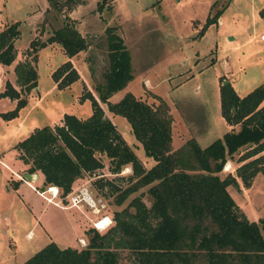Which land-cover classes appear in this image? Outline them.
<instances>
[{
	"label": "rangeland",
	"instance_id": "1",
	"mask_svg": "<svg viewBox=\"0 0 264 264\" xmlns=\"http://www.w3.org/2000/svg\"><path fill=\"white\" fill-rule=\"evenodd\" d=\"M216 11V21L198 34L206 16ZM66 18L86 42L73 57L83 76L78 82L57 88L50 73L66 56L59 43L47 44L37 50L38 91L25 94L27 103L15 116L3 118L0 114V160L7 164H0V264H19L51 240L60 247H82L87 243V227L104 230L95 227L93 221L102 216L111 220V213L122 208L132 212L129 200L134 195H139L146 205L150 203L146 185L131 192L122 203H114L116 190L112 191L105 180L111 179L122 188L128 184L124 176L131 170L125 166L117 175L109 172V159L99 153L96 156L102 166L83 172L72 187L73 192L85 187L94 204L80 201L79 207L69 206L68 193L66 199L54 198L64 206L60 207L35 191L44 185L39 172L29 180L34 188L16 175H22L27 165L10 145L14 137L26 135L35 126L50 124L53 119L61 123V117L57 119L59 111L80 118L90 113L89 100L80 99V94L87 88L97 96L94 85L104 81L108 64L106 26H114L122 38L131 64V78L112 92L108 101H117L125 92L147 102L162 100L172 117V148L190 137L205 146L229 128L220 113V81L228 80L240 96L264 82V0H73L70 8L61 10L49 6L46 0H0V29L17 21V51L24 49L33 37L44 39ZM100 104L143 167H149L153 159L145 155L126 118L112 114L104 103ZM13 106L11 99L0 96V112ZM20 119L28 129L18 128ZM238 155L235 152L226 160L220 176L234 173ZM6 177H11L12 182ZM236 179L237 185L227 186L236 204L248 219L263 217L264 171L257 172L249 186ZM104 222L108 219L104 218ZM117 253L120 262L130 263L127 249L118 248Z\"/></svg>",
	"mask_w": 264,
	"mask_h": 264
},
{
	"label": "trees",
	"instance_id": "2",
	"mask_svg": "<svg viewBox=\"0 0 264 264\" xmlns=\"http://www.w3.org/2000/svg\"><path fill=\"white\" fill-rule=\"evenodd\" d=\"M46 1L56 10L70 8L73 3ZM217 17L218 11L207 15L198 34ZM67 19L44 39L29 40L23 59L13 65L18 88L5 80L0 91V96L15 100L10 110L0 112L3 118L15 116L26 104L25 94L35 88V62L41 47L57 42L67 56L50 73L57 88L80 78L69 57L86 42ZM18 35L17 21L0 29V63L13 61ZM105 39L108 64L104 81L94 85L97 96L87 88L80 94V99L89 100L90 113L80 118L65 112L61 123L34 127L14 147L27 165L25 170L41 172L43 184L56 186L61 200L83 172L102 166L96 156L99 153L109 159V172L117 175L125 166L131 170L124 176L128 184L122 188L111 179L105 180L112 191L116 190L114 203H122L145 185L150 203L146 205L134 195L129 200L133 211H113L111 224L103 231L87 227V243L82 247H60L51 240L19 264H123L118 248L129 251V264H264V216L248 219L227 190L236 178L249 186L253 176L264 171V82L240 96L228 80L220 81V113L231 127L205 146L190 137L172 148V117L162 100L147 102L125 92L117 101H108L111 93L131 78V64L114 26L105 27ZM100 103L112 114L126 118L145 155L153 159L149 167H143ZM235 152L239 155L234 173L220 176Z\"/></svg>",
	"mask_w": 264,
	"mask_h": 264
},
{
	"label": "crops",
	"instance_id": "3",
	"mask_svg": "<svg viewBox=\"0 0 264 264\" xmlns=\"http://www.w3.org/2000/svg\"><path fill=\"white\" fill-rule=\"evenodd\" d=\"M50 45H51V43H50ZM15 47V46H14ZM44 47V46H43ZM42 48V47H41ZM62 49V48H61ZM24 49H22V50H20V51H17L16 50V48H15V57H14V59H13V61L10 63V64H2V63H0V71L1 72H3L2 74H1V72H0V91L3 89V85H4V82H2V78H4L5 80H8L11 84H13V86H15L16 88H18V86L15 84V74H14V72H13V65L15 64V62H17L18 60H21V59H23V57H24V55L22 54V51H23ZM63 51V50H62ZM20 54L22 55V58H21V56H20ZM65 54V53H64ZM65 56H66V54H65ZM73 57H74V55H72L71 57H69V59L71 60V62H72V65L76 68V70L78 71V73H79V76L80 77H82L83 76V74L81 73V71L75 66V62H74V60H73ZM65 59H67V56H66V58ZM64 59V60H65ZM63 60V61H64ZM4 80V81H5ZM37 80V79H36ZM77 80H75V81H73V82H76ZM54 82V81H53ZM78 82V81H77ZM3 83V84H2ZM71 84V83H70ZM69 84V85H70ZM37 85V84H36ZM54 85H55V82H54ZM33 90H36V92L38 91L37 90V88H36V86H35V88H33V89H31L28 93H26V96L27 95H29ZM1 97H7V96H1ZM7 98H9V97H7ZM10 99V98H9ZM12 101H13V103H15V100L14 99H11ZM26 100H27V98H26ZM26 103H27V101H26ZM26 105V104H25ZM24 105V106H25ZM22 108V107H21ZM19 111V110H18ZM63 113H65L64 111H59L58 112V115H57V119H59L60 117H62V114ZM54 121H56V120H52V122L49 124V125H52V124H54V123H56V122H54ZM228 124V123H227ZM22 126H25V128H27L28 129V127L23 123V119H20L19 120V122H18V128L20 127H22ZM35 127H38V126H35ZM228 127L230 128L231 127V125H229L228 124ZM34 128V127H33ZM32 128V129H33ZM228 128V129H229ZM227 129V130H228ZM28 134V133H27ZM26 134V135H27ZM26 135H21L19 138H17V137H14L13 139H12V141H11V143H10V145L13 147V148H15L14 147V144L17 142V141H19L20 139H22L23 137H25ZM17 138V139H16ZM2 161V160H1ZM2 162H4V161H2ZM5 163V162H4ZM228 163V162H227ZM1 164V163H0ZM1 165H3V164H1ZM5 165L7 166V164L5 163ZM4 166V165H3ZM5 166V167H6ZM23 172H25V171H23ZM27 172V171H26ZM36 172H39V171H35V172H32V173H34V174H36ZM40 174H41V172H39ZM6 179L9 181H11L12 182V179H11V177L8 179L7 177H6ZM42 179H43V177H42V174H41V181H42ZM20 180V179H19ZM29 180H31V179H29ZM22 181V180H21ZM13 184V183H12ZM14 184H15V182H14ZM28 185V184H27ZM29 186V185H28ZM250 220H253V219H250ZM9 233L8 234H10V230L8 229L7 230ZM59 246V245H58Z\"/></svg>",
	"mask_w": 264,
	"mask_h": 264
},
{
	"label": "built area",
	"instance_id": "4",
	"mask_svg": "<svg viewBox=\"0 0 264 264\" xmlns=\"http://www.w3.org/2000/svg\"><path fill=\"white\" fill-rule=\"evenodd\" d=\"M260 38H263V35L262 34H260ZM0 163L3 164V165H5V163L2 162L1 160H0ZM16 175L19 177L20 180H22L23 182H25L26 184H28L30 187L34 188V186L31 184V182L29 181V179H26L23 175H19V174H16ZM43 186H44L43 190H41V189L38 190L36 188H34V189H35V191H37V193L39 195H41L42 197H44L46 199V201H50V202H53L54 204H56V205H58L60 207H64V206L58 204V202L56 200H54L55 197H58L57 187L55 186L54 189L51 190L50 189L51 185H43ZM44 192H47L49 195L46 196L44 194ZM68 197H69V206L79 207V206L82 205V203L80 201H85L88 204H94L93 199L91 198L90 194L87 192V190H86L85 187L80 188L78 192H73V190H71L69 192V196ZM104 218L108 219V222H103L102 227H98L96 225V223L99 220H101V219H103V221H104ZM110 222H111V220H109V218L107 216H102L99 219H97L96 221H93V225L95 227H97V228L103 229L107 225H109L108 223H110ZM79 241L82 244L84 243L83 242V239H81V238H79Z\"/></svg>",
	"mask_w": 264,
	"mask_h": 264
},
{
	"label": "water",
	"instance_id": "5",
	"mask_svg": "<svg viewBox=\"0 0 264 264\" xmlns=\"http://www.w3.org/2000/svg\"><path fill=\"white\" fill-rule=\"evenodd\" d=\"M246 148V147H245ZM22 175L26 178V179H32L35 174L34 173H29V172H23ZM237 185V183H235ZM44 186H41L40 189L43 190Z\"/></svg>",
	"mask_w": 264,
	"mask_h": 264
},
{
	"label": "bare ground",
	"instance_id": "6",
	"mask_svg": "<svg viewBox=\"0 0 264 264\" xmlns=\"http://www.w3.org/2000/svg\"><path fill=\"white\" fill-rule=\"evenodd\" d=\"M226 170H227V169H226ZM50 189L53 190V189H54V186H51ZM103 222H104L103 219H101V220H99V221L96 223V225H97L98 227H102Z\"/></svg>",
	"mask_w": 264,
	"mask_h": 264
}]
</instances>
